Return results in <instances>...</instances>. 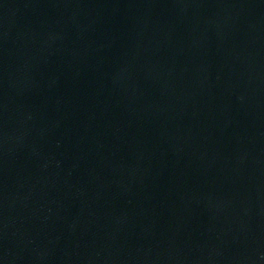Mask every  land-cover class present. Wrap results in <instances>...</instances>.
I'll use <instances>...</instances> for the list:
<instances>
[{
    "label": "water",
    "instance_id": "1",
    "mask_svg": "<svg viewBox=\"0 0 264 264\" xmlns=\"http://www.w3.org/2000/svg\"><path fill=\"white\" fill-rule=\"evenodd\" d=\"M0 264H264V0H0Z\"/></svg>",
    "mask_w": 264,
    "mask_h": 264
}]
</instances>
